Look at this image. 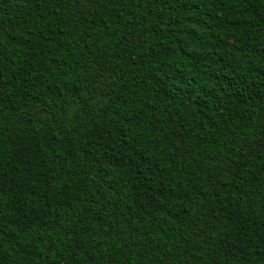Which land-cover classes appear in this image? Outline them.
Listing matches in <instances>:
<instances>
[{
    "label": "trees",
    "instance_id": "16d2710c",
    "mask_svg": "<svg viewBox=\"0 0 264 264\" xmlns=\"http://www.w3.org/2000/svg\"><path fill=\"white\" fill-rule=\"evenodd\" d=\"M0 264H264V0H0Z\"/></svg>",
    "mask_w": 264,
    "mask_h": 264
}]
</instances>
